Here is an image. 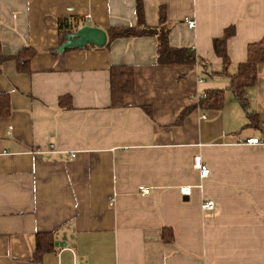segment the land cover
Masks as SVG:
<instances>
[{
    "label": "crops",
    "instance_id": "1",
    "mask_svg": "<svg viewBox=\"0 0 264 264\" xmlns=\"http://www.w3.org/2000/svg\"><path fill=\"white\" fill-rule=\"evenodd\" d=\"M160 7L169 46L187 49L194 64L158 65L152 37L57 52L59 20L133 27L135 0H0L2 55L35 51L28 74L12 60L0 65L11 106L0 119V264H264V144L244 143H264V64L244 93L260 130L246 128L226 78L264 38V0H143L148 27L158 26ZM230 29L223 75L213 41ZM112 66L132 67L135 80L116 110ZM211 91H224L222 108L200 109L198 93ZM185 109L193 110L177 125ZM195 157L209 170L204 180ZM206 201L213 212H202ZM43 233L62 247L34 262Z\"/></svg>",
    "mask_w": 264,
    "mask_h": 264
},
{
    "label": "trees",
    "instance_id": "2",
    "mask_svg": "<svg viewBox=\"0 0 264 264\" xmlns=\"http://www.w3.org/2000/svg\"><path fill=\"white\" fill-rule=\"evenodd\" d=\"M136 3V24L133 27L114 28L106 30L107 44L117 39H132L141 37H152L156 40V62L160 66L173 65H192L196 62L194 55L184 48H172L168 43L169 28L166 21V11L163 7L158 10V26L148 27L144 20L143 0H135ZM78 18L61 19L58 21L59 46L65 41L67 35L78 29ZM234 34V29L225 31L221 39L213 41V50L222 61V74L227 75L230 67V61L227 56L226 43ZM93 47V46H86ZM56 53V51L54 52ZM35 55L30 47H24L16 56L5 57L1 53L0 46V65L6 61L12 60L16 63L17 70L20 73H29L30 61ZM57 56V54H55ZM264 64V38L258 43L248 46L247 60L236 67V72L227 75L228 91H230L245 118L247 119L246 128L254 130L261 129L259 118L253 112L249 111V104L244 93L247 89L256 86L257 83V66ZM201 75L209 76L210 73L205 69L201 70ZM110 82V109L124 108V98L132 95L135 90L134 70L130 66H112L109 69ZM224 103V91L207 92L205 98L198 100V107L204 110H220ZM60 105V100H59ZM141 110L151 119V108L141 107ZM193 109H185L176 124L180 125L186 115ZM11 114L10 99L7 94L0 93V119H6ZM160 239L164 243H172L173 234L169 229H162ZM54 237L51 233L38 234L36 236V249L33 256L34 262H39L41 258L54 251Z\"/></svg>",
    "mask_w": 264,
    "mask_h": 264
},
{
    "label": "water",
    "instance_id": "3",
    "mask_svg": "<svg viewBox=\"0 0 264 264\" xmlns=\"http://www.w3.org/2000/svg\"><path fill=\"white\" fill-rule=\"evenodd\" d=\"M106 42L107 35L105 31L91 26H84L67 35L64 43L58 47L57 52L63 53L69 49H82L86 46L102 48L106 45ZM54 245L55 247H62L57 242Z\"/></svg>",
    "mask_w": 264,
    "mask_h": 264
},
{
    "label": "built area",
    "instance_id": "4",
    "mask_svg": "<svg viewBox=\"0 0 264 264\" xmlns=\"http://www.w3.org/2000/svg\"><path fill=\"white\" fill-rule=\"evenodd\" d=\"M186 24H187V26L190 29L195 28V22L192 21V20H187ZM202 81L203 80H200L199 82L202 83ZM205 96H206L205 92H199L198 96H197V99L198 100L203 99V98H205ZM201 119L205 120L206 117L203 116ZM244 143L247 144V145H250V146H260V145L264 144L262 142L261 138H259V137L258 138L257 137L249 138ZM192 167H193L194 170L199 172L201 180H204V179H206L208 177L209 170L205 166H203L201 164L199 157H195L193 159V166ZM138 192L140 193L141 196H147V195L150 194L151 191L149 189H147V188L139 187L138 188ZM179 193L183 197H189L190 194H191V187H182V188L179 189ZM110 204H112V203H110ZM201 210H202V212H208V213L213 212L214 203L212 201L204 202L201 205Z\"/></svg>",
    "mask_w": 264,
    "mask_h": 264
}]
</instances>
